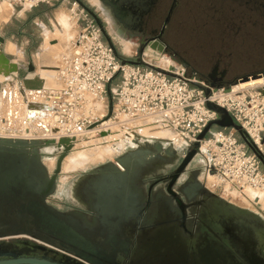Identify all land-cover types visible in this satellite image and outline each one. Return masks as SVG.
I'll return each mask as SVG.
<instances>
[{"label":"built area","instance_id":"2783aa9c","mask_svg":"<svg viewBox=\"0 0 264 264\" xmlns=\"http://www.w3.org/2000/svg\"><path fill=\"white\" fill-rule=\"evenodd\" d=\"M18 1L28 10L41 4L67 2L79 29L70 53L62 56L57 69L60 88L46 94L51 108L47 111L46 116L51 118L46 127L52 136H45L48 132L41 129L32 132V138H71L77 144L86 133L102 132L107 122L122 120L127 133L124 142L137 137L143 142L147 138L145 128L156 126V130L172 133L169 142L178 149L199 143L198 156L204 159L208 174L214 171L213 176L239 196L245 197L249 191L263 194L262 198L250 201L264 206V83L242 88L240 83L227 88L211 87L196 73H188L182 64L159 68L144 56L143 65L124 64L105 41L96 20L78 2ZM117 79L110 92L116 111L113 109L108 118L109 111L100 110L99 104L105 103L107 89ZM190 83L208 88L209 99L202 89ZM207 101L225 109L243 134L212 126L206 137L199 140L207 125L219 119L206 107ZM145 121L148 126L143 124ZM26 125L31 131L32 122L25 120L22 126ZM52 130L57 132L53 134Z\"/></svg>","mask_w":264,"mask_h":264},{"label":"flooded vegetation","instance_id":"af4514ba","mask_svg":"<svg viewBox=\"0 0 264 264\" xmlns=\"http://www.w3.org/2000/svg\"><path fill=\"white\" fill-rule=\"evenodd\" d=\"M98 1L103 6L100 9L109 10L119 28L137 39L138 50L143 47L145 52L156 41L187 70L192 67L165 40L179 0L171 1L160 29L155 24L160 18L163 0ZM255 2L264 8V0ZM82 3L96 16L93 18L102 34H107L105 22L94 9ZM200 78L220 87L227 83V71L215 66L211 73ZM147 142L154 152L148 157L151 160L128 158L120 167L116 165V158L111 161L113 164L94 167L72 180L62 199L55 193L49 203L82 221L85 230L97 231L104 248L117 251L104 256H129L127 264H207L201 260L202 256L212 257L211 264H223V256H235L229 242L215 237L219 221L215 215L220 209L204 192L208 189L200 178L206 172L204 159L197 155L180 170L186 154L183 149L174 147L168 139L155 138L141 144ZM159 146L162 148L158 149ZM32 243L41 244L31 237L1 238L0 262L31 257L60 263L63 256H71L47 245H44L47 249H39ZM261 245L258 256H264V239Z\"/></svg>","mask_w":264,"mask_h":264},{"label":"rangeland","instance_id":"374dc122","mask_svg":"<svg viewBox=\"0 0 264 264\" xmlns=\"http://www.w3.org/2000/svg\"><path fill=\"white\" fill-rule=\"evenodd\" d=\"M67 1L70 4L75 2L79 4L80 0ZM81 1L90 9H94L105 22L108 37L119 56L126 60H135L138 51L137 39L119 28L111 18L109 10L103 11L100 9L103 6L98 0ZM171 1L163 0V8L161 6V15L155 24L156 28L160 29L163 25ZM4 3H7L9 9L10 17L8 21L12 15L14 16L8 24H6L7 21L4 23V20L0 18L1 31L16 32L18 24H20V26H25V34L32 36L31 41H28L25 37L14 38L11 42L15 45L10 44V48L8 47L10 50L7 46L6 49L9 53L21 57L24 62L33 64L35 67L34 73L30 74L28 67L22 66L18 78L21 79L23 76L28 75L38 76L37 80L31 81V83L28 81L26 96L29 102H44L47 100V93L44 90L48 88L59 89L56 80L57 68L60 65L62 56L67 55L70 42L76 37V32L79 31L69 11L71 6L67 2L62 3L59 1L51 4H41L35 9L28 10L18 0H0V11H2ZM257 4L255 0H179L175 14L168 26L165 37L166 43L192 64V67L187 70L190 74L197 73L200 77H204L211 73L215 66H219L220 71L226 70L227 83L219 88L235 86L250 78L263 79L262 83H264V8L258 7ZM63 16L67 17L69 25L67 28L61 24L60 17ZM105 41L107 42L106 39ZM143 56L147 62L159 67L163 66L162 68L181 65L170 54L158 53L150 48L144 52ZM45 70H50L51 74L45 75ZM117 83L118 79L110 85L106 93L108 94V91L114 90ZM10 86L6 84L5 94L0 92V131L5 129L11 131L9 133L0 132V136L32 138V132L42 129L38 128L36 124L46 127L47 124L45 123L49 117L44 116L42 118L40 114L33 112V115L37 114L35 115L37 120L31 121L33 124L30 127L31 131L27 129V125L22 126L23 122L27 120L24 97L21 96L15 84ZM41 86L44 87L42 92L37 89ZM101 105L99 109L108 112L111 105L110 100L105 98V103ZM10 108L12 115L7 116ZM35 108L33 107V109ZM113 109L116 111L115 105H113ZM4 117L6 119L5 123L3 122ZM23 119L25 120L23 121ZM123 124L125 123L122 120H114V123L104 125L102 132H88L79 143L75 144L74 149L62 164L56 192L58 199H62L66 195V189L70 182L83 172H87L110 160L115 161L117 157L128 150L126 142H123L127 134L122 126ZM149 129L148 136L145 134L147 138L143 142L154 141L156 138L153 134H150V132L158 131L156 126L149 127ZM50 134L51 132H48L45 136H51ZM109 146H111V150L113 149L112 151L108 150ZM102 150L110 153L104 155V160L98 157ZM84 151L93 152L92 160L75 171H66L67 159ZM57 159L58 154L44 157V163L49 171L52 172L55 169ZM200 178L210 191L228 202L259 214L264 218V206H255L252 201L247 204L240 199L242 196L237 195L235 197L226 193L225 183L219 182L215 176L207 172H203ZM230 192L233 191L230 190Z\"/></svg>","mask_w":264,"mask_h":264},{"label":"water","instance_id":"95a60500","mask_svg":"<svg viewBox=\"0 0 264 264\" xmlns=\"http://www.w3.org/2000/svg\"><path fill=\"white\" fill-rule=\"evenodd\" d=\"M79 4L92 14V17L96 18L94 13L81 1H79ZM103 34L114 54L124 64H144L143 47L137 51L135 60H126L119 56L108 35L104 32ZM5 42L6 39L0 35V59L4 63H11L15 70L13 73L4 76L3 81H0V92L5 94V81L13 79L20 85L22 93L26 95L27 83L37 80L38 76L18 78L21 71L20 64L11 61L5 55L2 50ZM149 48L158 53L165 52V47L156 41L150 43ZM12 62L15 64H12ZM28 72L30 74L35 72L32 63L28 66ZM189 85L202 89L205 92V97L209 99L211 91L208 88L191 83ZM211 87L217 86L211 84ZM37 89L42 91L44 87L41 86ZM48 101L47 98L46 102ZM25 105H27V121L37 120V116L30 114L32 105L39 108L37 113L42 118L47 115V111L51 110L44 102L30 103L27 101ZM206 107L215 112L219 119L207 125L199 136V140L206 137L212 126L235 129L243 134L240 127L234 123L225 109L209 101L206 102ZM112 112L113 105L111 103L108 118L112 116ZM36 125L38 128L49 132L47 127L40 124ZM38 131L35 130L34 132L37 133ZM56 132V130H52L53 134ZM75 142L76 140L71 138L55 140L0 137V239L14 236L31 237L41 242V244L32 243L39 249H47L44 247V245H47L71 255L63 256L64 259L60 263H52L31 257H18L2 261L0 264H127L129 256H104V254L116 253L117 251L114 248L112 250L104 248V245L100 244L97 231L85 230L82 221L57 210L48 201L57 192L58 177L61 173L63 161L74 149ZM141 143L139 137L132 141H126L128 150L117 157L116 165L124 166L128 158L143 162L151 160L152 158L148 159V157H152L154 152L151 150L149 143L147 142L145 145ZM160 148L162 147L159 146L158 149ZM199 148V143H195L186 149L182 148L186 154L180 170L185 169L194 161L199 153ZM53 154H58V159L56 168L51 175L44 163V157ZM210 174L214 175V171H211ZM204 190L220 209L215 216L219 217L216 227L221 230L216 229L215 237L220 238L222 242H229L231 251L235 255L228 258L223 256V264H264V256H258L257 254L262 252L264 218L259 214L228 202L206 188ZM223 252L225 253V251ZM201 260L211 264L213 259L210 256H202Z\"/></svg>","mask_w":264,"mask_h":264},{"label":"bare ground","instance_id":"6f19581e","mask_svg":"<svg viewBox=\"0 0 264 264\" xmlns=\"http://www.w3.org/2000/svg\"><path fill=\"white\" fill-rule=\"evenodd\" d=\"M61 19H60V21H61V24L63 25V26H65L66 28L67 27H69V25H68V20H67V17H65V16H63V17H60ZM76 34H77V32H76ZM77 36V35H76ZM76 38V37H75ZM74 38V39H75ZM73 40V39H72ZM10 46L11 45H9V48H10ZM7 48H8V46H7ZM8 48V50H10ZM7 50V51H8ZM18 53H19V51H18ZM20 54V53H19ZM12 64H15V63H13L12 62ZM159 67V66H158ZM163 67V66H162ZM162 67H159V68H162ZM59 68V67H58ZM57 68V69H58ZM14 67H13V65H11V63L10 64H7V63H4L1 59H0V79H2L1 81H3L4 80V76H6V75H8V74H10V73H13L14 72ZM51 71L50 70H45L44 71V73H45V75H50L51 73H50ZM57 72V71H56ZM9 80H11V79H9ZM263 82V79H261V80H255V79H249V80H247V81H244V82H240V84H239V86L242 88V87H246V86H253V85H257V84H261ZM16 85L17 86V88H18V90H19V93L21 94V96H23L24 97V105L26 104V102L28 101L29 102V100L27 99V96L24 94V93H22L23 91H22V89L19 87L20 85L18 84V83H16V82H14V83H9V86L10 85ZM60 86V85H59ZM11 87V86H10ZM60 88V87H59ZM53 90H58V89H53ZM27 91V90H26ZM42 92V91H41ZM2 93V92H1ZM39 98V97H38ZM37 98V99H38ZM35 100V99H34ZM31 103V102H30ZM34 103V102H33ZM45 103V102H44ZM48 103V102H47ZM25 106H27V105H25ZM24 106V107H25ZM102 105L101 104H99V108L101 107ZM33 107H36L35 109H33ZM39 108L36 106V105H32L31 106V112H30V114L31 115H33V112H35V113H37ZM26 111H27V109H26ZM12 115V112H11V108L9 109V111H8V115L7 116H11ZM36 115V114H35ZM49 118H51V117H49ZM48 118V119H49ZM23 121H24V119H23ZM49 122V121H48ZM111 123H114V121H109V122H107L106 124H105V126L106 125H108V124H111ZM46 124V123H45ZM143 124L144 125H147L148 126V124H149V122L148 121H145V122H143ZM147 131V132H146ZM149 131H150V129L148 128V127H146L145 128V131H144V134H148L149 133ZM49 132H50V130H49ZM150 134H153V136H155L156 138H159V139H168V140H170V138H172L173 137V135H172V133L170 132V131H166V130H158L157 132H153V133H151L150 132ZM51 135V134H50ZM52 136V135H51ZM51 136H50V138H51ZM148 136V135H147ZM1 137V136H0ZM124 140V139H123ZM120 142V141H119ZM124 142V141H123ZM122 141H121V143H123ZM121 145V144H120ZM111 146H109V148H108V150H111V148H110ZM113 150V149H112ZM111 150V151H112ZM104 152V153H103ZM91 154V155H90ZM92 154H93V152L92 153H90V152H81V153H78V154H76V155H74V156H72V157H69L68 159H67V161H66V164H65V170L66 171H75L76 169H79V168H81V167H83L86 163L88 164V162H90L92 159L91 158H93V157H91L92 156ZM106 154H110L109 152H107V151H103L102 150V152L100 153V154H98V157H100L102 160H104L105 158H104V155L106 156ZM95 159V158H94ZM93 159V160H94ZM217 178V177H216ZM213 179H215V178H213ZM213 179H212V181H213ZM218 179V178H217ZM214 181H216V180H214ZM218 181L219 182H221L219 179H218ZM217 181V182H218ZM225 187H226V193H228V194H231V195H233V196H235V197H237V193H235L234 191L233 192H230V190H229V187H228V184H226L225 185ZM262 195L263 194H261V193H257V192H254V191H249L248 193H247V195L245 196V197H240V199L241 200H243V202H245V203H249V201L250 200H253V199H256V198H258V196L259 197H261L262 198ZM239 196V195H238Z\"/></svg>","mask_w":264,"mask_h":264},{"label":"crops","instance_id":"0c3cea01","mask_svg":"<svg viewBox=\"0 0 264 264\" xmlns=\"http://www.w3.org/2000/svg\"><path fill=\"white\" fill-rule=\"evenodd\" d=\"M13 16H14V15H12L11 19L8 21V19H9V17H10V15H9V9H8V5H7V3H4V4H3L2 11H0V18L4 20V23H5V21H7L6 24H8L9 22L12 21ZM42 26L45 28L44 24H42ZM41 28H42V27H41ZM45 29H46V28H45ZM78 34H79V31H77V36H78ZM0 35H2V37H4V38L6 39V43H5V45L2 46V50H3V52L5 53V55H6L11 61L19 63V64H20V67H22V66H23V67H24V66H25V67H28L30 63H28V62H24V61L21 59V57L9 53V52L7 51V49H6V46L9 47L10 44H11V45H15L14 43L11 42V40H13L14 38H18V39H19V38L25 37V38L28 39V41H29V40L31 41L32 36H31V35L26 36V34H25V26H21L16 32H6V31H5V32H2L1 29H0ZM77 36H76V38H77ZM73 40H74V39H73ZM73 40H72V41H73ZM72 41H71V42H72ZM71 42H70V44H69V49L67 50V54L70 53V50H71V48H70ZM17 48L19 49V47H17ZM23 50H24V49H23ZM22 52L24 53L25 51H22ZM15 56H17V57H15ZM28 77H29V78H33L32 75H28ZM6 82H7L6 84H9V83H11V82H13V81H12V80H7ZM6 84L4 85V89H5V87H6ZM44 91H46V93H49V92L53 91V89L48 88L47 90H44ZM105 98H106L107 100H110V103H111L112 98H111V95H110V92H109V91H108V94L105 95ZM109 110H110V108H109ZM3 122H4V123L6 122L5 117L3 118ZM10 131H11L10 129H5V130H1L0 132H6V133H9ZM80 141H81V140H80ZM80 141H79V142H80ZM79 142H78V143H79ZM127 147H128V146H127V144H126V148H127ZM111 161H112V160H110L109 162H110L111 164H113ZM109 162H107V163H109ZM107 163H105V164H107ZM102 165H103V164H102ZM100 166H101V165H100ZM115 169L119 170L118 167H115ZM88 171H89V170H88ZM83 173H84V172H83Z\"/></svg>","mask_w":264,"mask_h":264},{"label":"trees","instance_id":"16d2710c","mask_svg":"<svg viewBox=\"0 0 264 264\" xmlns=\"http://www.w3.org/2000/svg\"><path fill=\"white\" fill-rule=\"evenodd\" d=\"M20 27H21L20 24H18V29H19ZM18 29H17V30H18ZM17 30H16V31H17ZM14 32H15V31H14ZM28 35H30V34H26V36H28Z\"/></svg>","mask_w":264,"mask_h":264}]
</instances>
